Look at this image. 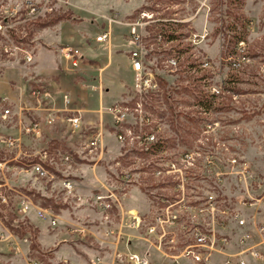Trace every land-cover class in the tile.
<instances>
[{"label": "rangeland", "instance_id": "rangeland-1", "mask_svg": "<svg viewBox=\"0 0 264 264\" xmlns=\"http://www.w3.org/2000/svg\"><path fill=\"white\" fill-rule=\"evenodd\" d=\"M25 1L0 0V10L16 7L24 12L28 5ZM108 1L111 0H60L56 10L44 18L0 19L5 30L4 34L0 33V74L11 66L27 71L31 63L26 61L25 51L34 53L39 46L62 53L61 49L66 46L59 43L61 40L86 53L90 36L87 33L76 36L72 29L84 25L85 30L88 27L103 30L108 17H118L120 23H112L111 40L100 43L104 46L103 55L115 54L113 65L101 70L105 64L88 60L92 77L102 83V89H92L104 92L112 100L104 101L101 108L105 116L115 121L109 129L112 135L99 134L98 143L86 146L83 156L91 158L107 151L108 140L116 144L121 155L120 164L115 167L120 174H129L132 187L139 188L140 196L150 205V221L161 202L181 197L182 191L177 190V185L182 177L186 201L203 203L206 194L214 192L222 208H227L229 213L237 211L238 218L231 214L214 217L208 213L197 214L203 224L213 222L217 238L228 237L227 245L216 248L206 264H224L226 258L252 259L255 251L264 253V231H261L264 226V0H121L124 8H136L126 16L115 8H107ZM134 29L142 36L144 73L157 84L153 90L138 92L136 89L137 74L130 58L138 45L131 42ZM205 33L208 34L205 38L193 42L194 35ZM170 35L177 39L165 41L164 37ZM237 37L243 41L235 44ZM11 43L23 51L6 53L5 46ZM124 49L128 50L124 52ZM172 59H178L180 65H171ZM205 61L210 63L208 68L202 66ZM82 64L81 61L74 67L71 62L70 66L78 70ZM225 87L226 91L214 99L211 108L201 106V101L211 100L213 88ZM35 88V84L32 88L30 85L24 92L29 101ZM7 108V102L0 97V159L9 162V168L4 171L7 182L17 191L30 195L36 205L48 212L46 218L39 217L36 209L18 215L13 206L0 205V264H30L34 259L38 264H51L49 257L55 247L48 253L38 252L31 213L34 211L36 217L47 220L61 208L73 210L74 202L80 204L82 199L67 195L62 184L38 178L34 171L24 172L22 168L38 161L45 150L50 151L53 159L50 168L59 178L75 179L64 174L75 164L61 161L56 155L59 149L43 146L40 129L27 133L25 126L31 123V115L26 109L22 112L30 122L21 127L22 139L12 136L19 140L20 147H7L4 138L10 137L8 131L18 117L12 113L5 118ZM69 123L74 130V124ZM106 125L108 128L109 122ZM120 134L124 136L122 139ZM151 135L154 140L147 142L146 137ZM59 151L72 155L66 149ZM83 161L90 164L86 158ZM172 165L178 171L168 172L173 169ZM85 169L83 174L88 173ZM109 174L110 179L116 178L115 174ZM118 185L116 192H123L121 184ZM122 205L123 201L119 210ZM101 211L105 213L104 219H118L117 214ZM86 213L80 221L90 228L94 225L95 212ZM130 213L122 215L121 225L138 231L143 242L161 255L165 264H174L177 257L182 258L183 238L178 240V247L171 248L165 241L161 243L158 237L146 233L145 224L134 225L141 218H133ZM53 216L58 225V217ZM254 217L263 235L253 231L252 236L245 234L254 225ZM239 218L245 224L241 225ZM52 226L50 222L49 227ZM67 231L74 234L69 227ZM238 234L249 239L237 243ZM80 236L84 238L79 241L86 245L93 241L87 234ZM33 244L36 248L31 250ZM261 256L258 264H264V254ZM100 258L101 264H105L103 257ZM116 258L121 264L135 263L129 254H117Z\"/></svg>", "mask_w": 264, "mask_h": 264}, {"label": "crops", "instance_id": "crops-1", "mask_svg": "<svg viewBox=\"0 0 264 264\" xmlns=\"http://www.w3.org/2000/svg\"><path fill=\"white\" fill-rule=\"evenodd\" d=\"M107 4V8H115L121 15L125 16L136 9L124 8L121 0H111ZM105 22L104 20L103 23ZM83 26L75 27L72 32L76 36L82 33H87L90 36V44L86 48V53L73 46L70 42H62L63 40H61L59 43L66 46L61 49L62 53L49 47L39 46L34 52V61L27 68V71L19 70V66H11L0 74V97L7 102V109H10L11 113L18 114V117L14 119L13 126L8 131L9 136L14 135L22 139L21 127L23 124L30 122L28 116H25V113L22 112L26 109L31 115V122L39 124V139L43 146L49 145L55 150H69L75 159L72 161L75 167L67 170L64 174L74 176L75 179L73 181L77 184V192L82 197V202L80 204L74 202L76 207L72 206L73 210L61 208L59 213H55L59 223L54 225V227H49L50 222L48 219H39L34 211L31 213V225L37 231L38 252H51V248L54 246L55 249L51 253L53 255L49 257L51 264H92L91 261L96 257H103L105 264H121L116 258L117 254L133 253L146 256L150 264H165L161 255L150 249L143 242L138 231L126 229L121 225L122 215L128 212L136 214L144 223L149 222L151 218L148 215H150L151 211L150 205L140 196L139 188L137 186L132 187L130 184L131 176L130 180H128L126 178L127 174H120L118 172L119 169L115 167L120 164L119 157L121 155L115 146L116 144H112L108 140L106 142L107 151H103L91 158L83 156L84 148L90 145L91 139L98 136V134H105L106 137L112 135L109 129L114 127L115 122L105 116V113L101 110L104 107V101L106 103L112 100L107 99L108 96L104 95V92L99 93L92 89V87L94 89L101 88L102 83L92 77L91 68L88 67V60H96L101 62V64H105L101 70L113 65L115 62V54L111 52L109 56L107 53L103 55L104 46L96 41V37L107 26L103 30L102 27L97 30L88 27L85 30ZM66 49L76 50L83 55L82 63L84 62V64L80 65L78 70H74L70 66L71 62L65 58ZM126 50L128 49H124V52ZM26 82H28L27 85H25ZM34 84L36 86L35 89L44 86L51 91L52 98L50 101L41 104L32 94L31 101H29L24 92L28 86L31 85L32 88ZM66 96H68V102H66ZM25 103L26 106L23 107ZM78 116L81 119V126L78 130H73L69 119ZM107 122H109L108 128L106 127ZM91 132L94 133L91 134ZM85 158L90 164L83 161ZM84 167H90V169L88 170ZM83 168L86 171L88 170V173L83 174ZM109 172L115 174L116 178H111L113 183H115L114 185L119 187L118 184H121L120 189L123 192L117 193L122 195L123 205L122 209H115L111 213L113 216L117 214L118 219L114 217L113 220L107 221L104 219L105 213L93 203H89V201L92 200L94 194L106 193L109 189H116L112 185V181L110 182ZM79 206L84 207L78 209ZM91 206L94 211L90 208ZM88 211L95 212L93 216L94 225L90 226V228L83 226V222L80 221L83 216L87 215L86 212ZM153 216L151 214V217ZM255 218L253 219L254 225L250 231L245 233L246 235L252 236L251 231L255 234L258 233L259 236L262 234L259 233ZM67 227L74 234H70L67 231ZM81 233L93 238L92 243L86 245L79 241V239L82 240L84 238V236H80ZM120 233L122 237H119L121 236ZM243 236L245 235L238 234L235 239L236 242L239 243ZM32 246L31 250H34ZM228 256L231 257L230 255ZM245 259L249 264L253 260L256 263L260 260L254 258Z\"/></svg>", "mask_w": 264, "mask_h": 264}, {"label": "built area", "instance_id": "built-area-1", "mask_svg": "<svg viewBox=\"0 0 264 264\" xmlns=\"http://www.w3.org/2000/svg\"><path fill=\"white\" fill-rule=\"evenodd\" d=\"M28 3L27 8H25L24 12L22 9L13 8L10 11L0 10V19L3 18H20L24 16L27 19H38L44 18L47 14L56 10L57 3L60 0H26ZM9 15V16H8ZM107 28L104 29L99 36L96 37V41L98 43H108L112 38V23H120L118 17H108L107 18ZM129 24V23H128ZM136 25V24H133ZM139 25V23H137ZM0 33H5L4 26L0 23ZM131 36L134 40L131 42L134 44H138L135 49L131 51V61L134 70L137 74V82L136 89L138 92L153 90L157 87V84L154 83V80L151 77H148L147 73H144V55L143 51V43L142 36L140 33L136 31V29L131 31ZM208 34L205 33L203 36L194 35L193 42L197 43L199 38H205ZM6 53H18L19 51H23L21 47L18 45H14L11 43L10 45L5 46ZM25 58L28 63H33L34 61V53L31 51H25ZM65 57L69 59L74 67H78L80 62L83 59V55L78 51L73 49L65 50ZM170 64L176 66L177 63L173 59L170 61ZM202 66L204 68H208L210 63L205 61ZM151 75V74H150ZM216 90V88H213ZM32 95L35 99L38 100L39 103L47 102L52 98V93L49 89L44 86H40L37 89H34ZM66 102H68V96L65 97ZM11 110L5 109L4 117L7 118L10 116ZM120 120V119H119ZM69 122L74 124V130L81 126L80 117H71ZM27 127V133L37 132L39 131V124L37 122H31ZM99 136V134H98ZM98 136L90 140V144L96 145L98 143ZM122 139L124 136L122 134L119 135ZM147 142L150 140H154V136L146 137ZM4 143L9 148H19L20 142L15 137H6L4 138ZM61 161L64 163H70L73 161L72 155L67 152L58 151L56 154ZM51 153L49 150H45L40 156L39 160L36 162H32L29 165H24L22 170L24 172L34 171V175L38 178L47 179L49 182H57L62 184V188L67 195H73L79 198L82 197L78 195L77 192V184L75 181L67 179V178H59L58 175L51 170L50 165L52 164L53 159L50 158ZM51 159V160H50ZM47 162H50L47 164ZM173 169H169L168 172H176L178 170L174 169V165H172ZM9 168V162L0 159V175H1V183H0V205L6 207H14L16 214L24 215L29 212L31 209H36L39 217L46 218L48 210L43 209L42 207L36 205L32 200L31 196L28 194H23L16 189H14L7 182V178L5 176L4 171ZM12 168L19 169L18 166H13ZM126 178L130 180V175L127 174ZM185 178L182 177L180 183L177 185V190L182 191L181 197L176 201L164 200L159 204V210L154 215L153 219L149 222L143 223L141 219H137L138 222L134 223L137 227H141L145 224L146 233H148L151 237L156 236L159 238L160 242L163 243L165 241L166 245H169L171 248L178 247V240L183 238L181 245V257H175L174 264H186L185 261H188L189 264H206L211 257L212 252L221 246H226L228 237L221 236L217 238L215 236V231L212 223L203 224L199 221L197 214L208 213L211 216H215V214L222 215H235V217H239V213L233 212L229 213L227 208H222L220 205V201L217 199V195L214 192H208L204 198L203 203H192L190 201H186L185 197V189H184ZM93 204L97 206L100 210H104L109 213L115 209H119L122 202V195L116 192V189H109L106 193L100 192L94 194L92 196ZM53 215L56 214L53 212ZM48 217L51 224H56V219L54 216ZM130 215L135 218V214L130 213ZM107 221L108 218L106 217ZM212 221V220H211ZM239 222L241 225L245 224V221L239 218ZM208 227H212L209 229ZM212 231V233H211ZM261 231H264V226L261 227ZM249 239V236H245L242 238V242ZM264 253L255 251L252 253L254 259L262 258L261 255ZM130 260L134 261V264H150L149 259L146 256H141L139 254L133 253L129 254ZM101 258L96 257L91 261L92 264H101ZM187 263V264H188ZM30 264H38L37 260H31ZM224 264H249L245 258L239 259H230L226 260Z\"/></svg>", "mask_w": 264, "mask_h": 264}, {"label": "trees", "instance_id": "trees-1", "mask_svg": "<svg viewBox=\"0 0 264 264\" xmlns=\"http://www.w3.org/2000/svg\"><path fill=\"white\" fill-rule=\"evenodd\" d=\"M165 38V41H169V40H176L177 37H172L171 35L169 37H164ZM243 41V38L242 37H237L236 38V41H235V44H238L239 42ZM182 52V51H180ZM183 53V52H182ZM181 54V53H180ZM178 56V55H177ZM179 58V57H178ZM174 61H176L177 65L179 64L180 61H177L175 59H173ZM236 64V63H235ZM180 65V64H179ZM226 91V87L225 89H216L214 91H212V97H211V100L210 101H206V103H204L203 101H201V106H203L205 109H209L212 107V104L214 102V99L219 97L222 93H224ZM135 103H137V101H135ZM148 120H146L147 122ZM35 234H37V231L35 230ZM17 236H24L23 234H16ZM33 248H36V245L33 244L32 246Z\"/></svg>", "mask_w": 264, "mask_h": 264}]
</instances>
